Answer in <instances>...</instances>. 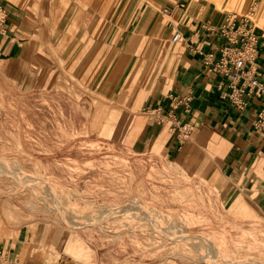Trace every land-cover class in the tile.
Masks as SVG:
<instances>
[{"label":"rangeland","instance_id":"obj_1","mask_svg":"<svg viewBox=\"0 0 264 264\" xmlns=\"http://www.w3.org/2000/svg\"><path fill=\"white\" fill-rule=\"evenodd\" d=\"M177 2L264 28V0H68L67 30L41 36L53 43L0 59V219L30 227L32 242L51 247L55 260L264 264V214L226 200L160 151L133 148L129 100L122 89H103L99 44H81L111 23L123 37L147 5L158 11L149 33L157 39L168 19L159 10Z\"/></svg>","mask_w":264,"mask_h":264},{"label":"crops","instance_id":"obj_2","mask_svg":"<svg viewBox=\"0 0 264 264\" xmlns=\"http://www.w3.org/2000/svg\"><path fill=\"white\" fill-rule=\"evenodd\" d=\"M67 2L4 0L9 17L0 35V59L14 61L29 45L53 43L54 36L49 40L41 36L44 28H55V35L67 30ZM180 4L161 7L169 13L155 31L157 39L149 33L158 11L147 5L131 15L135 21L124 29L123 37L116 35V25L111 23L104 25L101 35L92 41L86 37L81 44H99L101 58L107 61L99 73L104 76L103 89H122L129 100L125 106L131 122L126 138L133 148L160 151L165 160L212 181L226 200L264 214V133L255 128L264 110V96L250 98L244 109L233 105L227 98L228 82L204 61L209 53L217 59L219 50L228 44L221 27L239 20L209 6L183 3L180 8ZM175 32L182 37L178 44L170 40ZM256 35V64L264 83V28L256 27ZM118 44L123 46L117 48ZM170 96L189 97L190 103L173 109ZM158 116L163 124H158ZM177 123L194 127L188 141L181 142L172 130ZM31 235L30 227H14L0 219V264H69L62 258L55 260L51 247L32 242Z\"/></svg>","mask_w":264,"mask_h":264},{"label":"built area","instance_id":"obj_3","mask_svg":"<svg viewBox=\"0 0 264 264\" xmlns=\"http://www.w3.org/2000/svg\"><path fill=\"white\" fill-rule=\"evenodd\" d=\"M183 7L184 4L181 3L180 8ZM162 13L168 14L169 9H163ZM8 17L9 10L4 4V0H0V35L6 31ZM220 34L228 44L219 50L217 59L214 54L205 55V65H212L211 72L226 79L230 88L227 98L233 105L244 109L250 98L264 96V83L261 82V73L256 64L255 46L258 42L256 27L250 17H245L239 21H230L222 26ZM170 40L173 44L180 43L182 41L181 34L175 32ZM170 99L173 109L188 106L190 103L189 97L170 96ZM157 122L163 124L164 120L158 116ZM255 128L264 133V110L259 113ZM172 130L181 142H186L191 138L194 127L191 124L181 126L177 123L172 127Z\"/></svg>","mask_w":264,"mask_h":264},{"label":"bare ground","instance_id":"obj_4","mask_svg":"<svg viewBox=\"0 0 264 264\" xmlns=\"http://www.w3.org/2000/svg\"><path fill=\"white\" fill-rule=\"evenodd\" d=\"M219 2V1H218ZM220 3V2H219ZM264 23V22H263ZM262 23V27H264V24Z\"/></svg>","mask_w":264,"mask_h":264}]
</instances>
